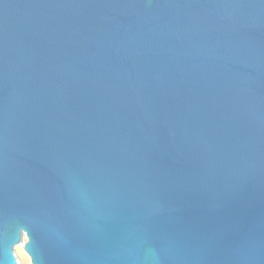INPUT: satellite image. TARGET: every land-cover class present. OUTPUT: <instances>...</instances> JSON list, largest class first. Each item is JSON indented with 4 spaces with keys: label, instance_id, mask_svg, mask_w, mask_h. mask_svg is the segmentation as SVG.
<instances>
[{
    "label": "water",
    "instance_id": "obj_1",
    "mask_svg": "<svg viewBox=\"0 0 264 264\" xmlns=\"http://www.w3.org/2000/svg\"><path fill=\"white\" fill-rule=\"evenodd\" d=\"M264 264V0H0V264Z\"/></svg>",
    "mask_w": 264,
    "mask_h": 264
},
{
    "label": "rangeland",
    "instance_id": "obj_2",
    "mask_svg": "<svg viewBox=\"0 0 264 264\" xmlns=\"http://www.w3.org/2000/svg\"><path fill=\"white\" fill-rule=\"evenodd\" d=\"M27 242L26 235H23V239L20 243L14 246V253L17 259V264H32L31 257L25 249Z\"/></svg>",
    "mask_w": 264,
    "mask_h": 264
}]
</instances>
